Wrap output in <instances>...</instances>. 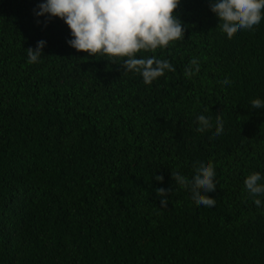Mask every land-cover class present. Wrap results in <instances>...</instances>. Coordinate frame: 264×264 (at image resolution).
Returning <instances> with one entry per match:
<instances>
[{"label":"trees","instance_id":"16d2710c","mask_svg":"<svg viewBox=\"0 0 264 264\" xmlns=\"http://www.w3.org/2000/svg\"><path fill=\"white\" fill-rule=\"evenodd\" d=\"M42 2L0 0V264H264V196L256 207L243 183L264 177V108L251 107L264 101V18L229 39L209 0H180L183 39L137 53L175 71L145 85L111 63L126 58L69 47L63 20L35 15ZM209 161L212 208L171 179Z\"/></svg>","mask_w":264,"mask_h":264},{"label":"clouds","instance_id":"9594fccd","mask_svg":"<svg viewBox=\"0 0 264 264\" xmlns=\"http://www.w3.org/2000/svg\"><path fill=\"white\" fill-rule=\"evenodd\" d=\"M180 0H43L38 4L35 15L59 18L70 30L72 39L68 46L77 52L89 56L101 54L111 59V63H120L125 73L139 74L145 85L164 76L165 72H174L175 68L167 59L156 55L137 58L141 50L155 51L167 48L171 42L183 39L185 26L173 13ZM209 8L218 19V28L227 38L241 30H252L264 18V0H209ZM190 38V37H189ZM45 41L37 42L35 49L28 48L27 62L34 64L42 57ZM200 71L199 58H191L184 68V76L191 78ZM220 83L230 85L225 78ZM254 109L264 108V101H251ZM208 111V109H205ZM216 129L213 136H219L224 130L220 115L215 117ZM197 132L203 133L212 127L211 117L197 116ZM214 165L196 162L193 164L191 179L171 171V179L182 189L191 194V199L197 206L215 207L216 199L207 193L216 190ZM157 182H163L162 176H154ZM264 177L259 172L249 174L244 179L248 194L253 197L256 207H261L264 196ZM203 193V194H202ZM160 199V209L169 205V190L156 189Z\"/></svg>","mask_w":264,"mask_h":264}]
</instances>
